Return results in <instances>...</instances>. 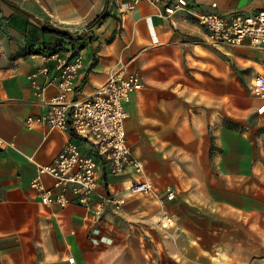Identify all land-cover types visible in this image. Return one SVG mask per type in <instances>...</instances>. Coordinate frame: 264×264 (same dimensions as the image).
I'll use <instances>...</instances> for the list:
<instances>
[{
  "label": "crops",
  "instance_id": "0c3cea01",
  "mask_svg": "<svg viewBox=\"0 0 264 264\" xmlns=\"http://www.w3.org/2000/svg\"><path fill=\"white\" fill-rule=\"evenodd\" d=\"M188 2L226 17L264 10V0ZM103 13L105 20L89 27ZM52 28L86 40L74 48L45 33ZM56 52L67 61L84 57L79 100L111 70L142 77L126 129L144 171L101 173L100 192L126 199L123 207L95 200L89 209L73 194L65 207L45 205L32 188L37 177L52 188L54 178L39 166L79 141L71 127L25 125L59 93L57 62L49 57ZM45 67L35 79L40 94L30 76ZM259 76L264 46L210 45L194 17H168L146 1L0 0V264H264ZM136 181L151 183L152 192L133 194Z\"/></svg>",
  "mask_w": 264,
  "mask_h": 264
},
{
  "label": "built area",
  "instance_id": "2783aa9c",
  "mask_svg": "<svg viewBox=\"0 0 264 264\" xmlns=\"http://www.w3.org/2000/svg\"><path fill=\"white\" fill-rule=\"evenodd\" d=\"M141 1L161 7L168 17L177 13L186 14L187 17L191 15L206 29L210 45L242 46L248 41L252 46H264V10L226 17L217 12L196 11L188 0ZM50 58L57 62L59 93L50 99L45 114L27 117L25 125L29 129L46 126L59 131L71 127L79 141L68 142L52 164L39 166L40 174L52 175L54 186L45 187L37 177L32 181V188L39 193L45 205L65 207L70 203L69 194H73L81 206L89 209L95 200L101 205L107 203L123 207L127 204L126 199L100 192L101 173L106 176L123 175L131 168L137 173L144 171L143 162L133 154L126 129L129 119L127 106L132 94L143 90L142 77L125 68L111 70L103 85L90 96L79 100L76 99L79 88L77 81L85 67L83 55H76L72 61H67L58 53ZM47 72L48 68L45 67L30 76L32 85L41 91L40 94L42 88L35 79ZM253 85L264 99V77H257ZM258 111L264 114V103ZM82 142L89 147L85 148ZM152 190V184L146 181H136L131 186L132 193L136 195L148 194ZM174 197V192L168 194L169 200ZM98 214L101 215L102 210ZM71 261L74 262L73 259Z\"/></svg>",
  "mask_w": 264,
  "mask_h": 264
},
{
  "label": "trees",
  "instance_id": "16d2710c",
  "mask_svg": "<svg viewBox=\"0 0 264 264\" xmlns=\"http://www.w3.org/2000/svg\"><path fill=\"white\" fill-rule=\"evenodd\" d=\"M10 5L15 9V11L21 13L25 17H28L27 13L23 12L22 10H20L19 8H17L16 6H14L12 4H10ZM105 18H106V13H103L102 15L98 16L93 22H91L89 24V27H93V26L101 24L105 20ZM45 33H52V34H55V35L61 37L64 40L69 41L74 48H75V45H76L77 42H82V41L86 40V35L85 34H82V35H79V36H74V35H72L69 32L61 31V30L55 29V28H52L50 30H46L45 29ZM56 53H52L51 55L56 54Z\"/></svg>",
  "mask_w": 264,
  "mask_h": 264
}]
</instances>
